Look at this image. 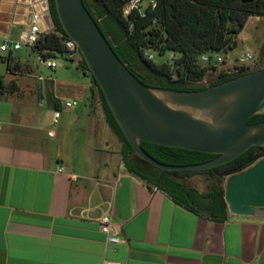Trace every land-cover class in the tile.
Wrapping results in <instances>:
<instances>
[{
    "label": "crops",
    "instance_id": "obj_1",
    "mask_svg": "<svg viewBox=\"0 0 264 264\" xmlns=\"http://www.w3.org/2000/svg\"><path fill=\"white\" fill-rule=\"evenodd\" d=\"M11 8L0 0V46L26 29ZM12 56L9 71L0 50V264H264V215L211 221L149 188L124 166L98 94L63 107L78 88ZM104 215L122 242L108 241Z\"/></svg>",
    "mask_w": 264,
    "mask_h": 264
},
{
    "label": "trees",
    "instance_id": "obj_2",
    "mask_svg": "<svg viewBox=\"0 0 264 264\" xmlns=\"http://www.w3.org/2000/svg\"><path fill=\"white\" fill-rule=\"evenodd\" d=\"M129 1L83 0L116 55L143 84L182 91L204 89L206 86L201 82L218 70V66L212 61L202 64L201 56L212 57L213 53L234 49L248 19L264 16V0H155V6L150 4L142 12L133 9L125 16L124 7ZM50 3L57 33L42 34L33 48L43 59L63 57V41L68 37L58 19L54 0ZM145 51L160 55L171 51L174 55L171 61L158 63L146 58ZM3 61L9 71L20 66L13 56L3 58ZM78 69L91 77V93L99 95L106 119L123 143L122 159L127 171L143 180L149 188L163 191L175 203L201 217L211 221L226 220L229 212L225 200L226 179L263 159L264 147H251L236 159L208 170H161L135 153L82 57ZM244 71L245 68L236 73L222 70L219 78L209 85L241 76L246 73ZM3 84L4 76L0 75V85ZM260 121H264V114L249 119V123ZM141 147L151 157L168 165L199 164L217 156L149 142H142ZM203 173L210 176L212 184L209 190L201 192L190 185L188 179Z\"/></svg>",
    "mask_w": 264,
    "mask_h": 264
},
{
    "label": "water",
    "instance_id": "obj_3",
    "mask_svg": "<svg viewBox=\"0 0 264 264\" xmlns=\"http://www.w3.org/2000/svg\"><path fill=\"white\" fill-rule=\"evenodd\" d=\"M8 22L28 26L41 14L42 31L56 26L46 0H11ZM58 19L78 46L91 75L135 153L166 171H203L226 164L251 147H264V66L194 91L149 87L116 55L83 0H54ZM142 142L217 155L210 161L168 165L147 154ZM228 211L264 215V158L225 182Z\"/></svg>",
    "mask_w": 264,
    "mask_h": 264
},
{
    "label": "rangeland",
    "instance_id": "obj_4",
    "mask_svg": "<svg viewBox=\"0 0 264 264\" xmlns=\"http://www.w3.org/2000/svg\"><path fill=\"white\" fill-rule=\"evenodd\" d=\"M150 0H143L142 4L146 5ZM264 16H252L248 19L243 31L237 37V46L224 53L221 52L219 55L223 57L224 61L218 63V69L221 70L223 67L234 68L236 65L244 63L247 66L256 67L258 59L262 57L264 59ZM155 61L158 63L171 61L174 53L166 51L163 55L157 52H153ZM4 53V52H3ZM7 54V53H6ZM22 60L24 64L29 65L32 69L44 77H50L55 82L70 81L74 87L78 88V101L85 102L88 104L91 98V77L85 74L81 69H78V61L67 60L64 57L57 58L58 67L56 69H50L43 63L41 58L31 47L23 46L19 51L14 52ZM247 54L252 55V59L241 62V58L246 57ZM77 59L80 58V54H77ZM216 61V54H212V62ZM254 68L252 70H254ZM241 71V70H240ZM219 75L214 73L208 74L205 79L201 82V85H208L211 82L216 81ZM1 86V85H0ZM37 89V88H36ZM38 91V90H36ZM80 99V100H79ZM63 102V101H62ZM63 107H65L63 105ZM39 109L47 110L53 109L51 103L44 100L42 107ZM189 184L203 192L209 190L212 180L208 174H197L188 179Z\"/></svg>",
    "mask_w": 264,
    "mask_h": 264
},
{
    "label": "built area",
    "instance_id": "obj_5",
    "mask_svg": "<svg viewBox=\"0 0 264 264\" xmlns=\"http://www.w3.org/2000/svg\"><path fill=\"white\" fill-rule=\"evenodd\" d=\"M46 1L50 3V0H46ZM142 2L143 0H130L124 7V15L128 16L133 9H137L138 11L142 12L150 4L155 6V0H150L146 5H143ZM50 11H51V3H50V9L48 8L44 12H50ZM40 18H41V14L34 13L31 24L26 26V29L23 32H21L18 40L5 38L0 46L1 52L7 53L8 57L9 56L11 57L12 55H14V52L21 50L23 46L34 48L36 42L38 41V39L42 34L57 33L56 26H53L51 29H47L46 31H42L37 23ZM63 47H64V52L62 56L65 59L79 62V60L81 59V54L79 52L77 44L72 39L66 37L63 41ZM78 53L80 54L79 59H77L76 57ZM213 54H216V61L214 62L215 65H217L218 63H222L224 61L223 57L219 55L220 53H213ZM144 56L149 60L155 59L153 53H151L150 51H145ZM250 59H252V55L247 54L246 57L241 58V62ZM42 60L43 63L50 69H56L58 67L57 59L55 58H47ZM210 61H212V57H210L209 55H203L200 58V62L202 64H208ZM242 68H247V65L242 63L240 65H236L232 69H221V70L218 69L216 71H213V73L219 75L222 70H224V72L226 73H236L239 72ZM39 79L43 80V77H39ZM62 104L67 108H71L77 106L79 104V101L64 100ZM60 115L61 112L56 110L55 121H57ZM99 221L101 224V229L108 234L109 242H113V243L122 242V240L119 237L112 235L111 221L108 215L102 216ZM103 264H124V263L112 261V260H106L104 261Z\"/></svg>",
    "mask_w": 264,
    "mask_h": 264
},
{
    "label": "flooded vegetation",
    "instance_id": "obj_6",
    "mask_svg": "<svg viewBox=\"0 0 264 264\" xmlns=\"http://www.w3.org/2000/svg\"><path fill=\"white\" fill-rule=\"evenodd\" d=\"M249 1L251 2L252 0H249ZM263 48H264V41H263ZM263 66H264V59L262 57H260L258 59V62H257V65H256L255 68L254 67H251V66H247V68H245V71L244 72H249V71H252L253 68L255 70V69H258V68L263 67Z\"/></svg>",
    "mask_w": 264,
    "mask_h": 264
}]
</instances>
